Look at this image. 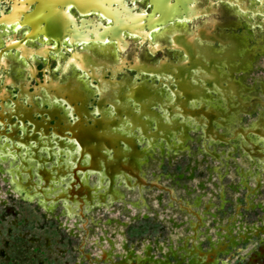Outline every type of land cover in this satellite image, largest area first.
Returning <instances> with one entry per match:
<instances>
[{"label":"flooded vegetation","instance_id":"flooded-vegetation-1","mask_svg":"<svg viewBox=\"0 0 264 264\" xmlns=\"http://www.w3.org/2000/svg\"><path fill=\"white\" fill-rule=\"evenodd\" d=\"M162 5L174 20L158 26ZM157 31L164 33L159 42L151 39ZM259 68L264 0H0V154L9 160L10 183L17 164L57 173L89 163L93 146L108 150L121 178H107L100 202L120 199L138 209L156 188L169 193L170 205L173 195L183 196L177 187L191 188L184 172L157 170L190 144L227 170L233 159L242 182L252 176L261 183L264 80L246 81ZM243 118L251 120L242 125ZM82 132L91 137L83 155L73 135ZM225 144L228 151L219 149ZM6 146L21 148L16 167ZM68 179L71 191L87 197V182ZM125 191L138 195L127 201Z\"/></svg>","mask_w":264,"mask_h":264},{"label":"rangeland","instance_id":"rangeland-1","mask_svg":"<svg viewBox=\"0 0 264 264\" xmlns=\"http://www.w3.org/2000/svg\"><path fill=\"white\" fill-rule=\"evenodd\" d=\"M253 79L257 80H264V69L259 68L254 71L248 76L247 82L252 83ZM257 117V116H256ZM255 116L251 117V119H254ZM249 120H246L245 118L242 119L241 124H247ZM246 120V121H245ZM191 145L190 152L179 156V159H177L175 162H172L170 165H167L166 163L162 164L160 168H158L157 172L159 173H172L176 174L178 172L181 173H190L193 177L187 178L186 183L188 186L192 189L198 188L199 182H204L205 184V190L212 191L213 189H216V193L218 192V185L215 184H224L225 188V194L228 201L224 203V207L222 211H218V217L221 218V221L224 223L228 216L232 215L233 209H235V202H239L241 204V219L247 224H254L261 222L262 219H264V209L261 207H246L247 205V197H253V200L255 202L262 201L264 205V171H260V182L261 185L255 189L256 192L252 194H249V188L247 185H250L252 187H256L257 181L255 177L247 176L245 180L247 181V185H244L243 176L240 174V169H237V166L233 165V159L230 160V165L228 167V172L225 173L223 178L220 180L217 173L211 170V167L214 165L221 164V161L215 158L211 154H203L202 152L199 153V150L196 145ZM219 149L223 148L225 151H228L230 149V146L228 144L225 145H219ZM240 152V151H239ZM238 152V153H239ZM6 153V152H4ZM226 156H228V153H225ZM241 154V152H240ZM2 154H0L1 156ZM11 155V154H10ZM239 155V154H238ZM236 157L240 158V155ZM4 158V156L2 155ZM12 157V156H11ZM229 157V156H228ZM233 157V155H232ZM9 158V157H8ZM231 158V157H230ZM4 163L0 167V248H3L5 251V256L7 255H13L14 261H12L13 264H38V262L44 258L49 257L51 253L54 251L52 249H55L54 243L51 242L54 241L55 238L59 237H68V231L66 229H60L58 227L59 222H65L67 219V222L76 221L74 218L77 213H70V211L67 210L68 206H64L65 213H63V206H56L55 209L50 208L52 204H48L47 202L42 200L38 196H33L28 198L29 201L21 199L19 196V189H17L14 185V182L10 180V175H8V167L9 160L6 161L3 160ZM6 162V163H5ZM235 162V161H234ZM14 167H16V162L13 163ZM222 165V164H221ZM244 169H250L252 168L253 171H257L256 165L250 166L249 162H245L242 164ZM6 167V169H5ZM19 169V167H18ZM226 169L225 166H222V170ZM20 170V169H19ZM260 170V169H259ZM258 170V171H259ZM211 174H213L211 176ZM21 177H24L22 172L20 171ZM3 176H6L7 179H3ZM18 179L17 173L13 172L12 178ZM23 182L25 178H21ZM170 179H165L164 177L160 181V183H169ZM236 187V189L234 188ZM12 190L13 194L8 193L9 190ZM25 190H27V187H24L22 192L24 194ZM161 189H150V191H145L144 195L148 198V203H152L155 207H157L160 214L164 216H170L171 214L174 216V218L180 223L179 227L172 226V223L169 221H163L158 219L155 216L148 217L147 220H150L152 223H160L158 226L150 225L151 229L148 232L150 240V243L152 242V245L156 244V242H163L164 244H167L168 240L172 237L173 230L177 233L180 240H183L182 238L185 235L191 234L193 231L189 228L188 224V215L181 213L179 209L178 203H174V207H170L168 205V200H170V195L168 192H160ZM177 192L181 193L183 196L187 197L186 188L184 187H177ZM125 199L129 201L130 199H136L138 193H131V192H125ZM18 195V196H17ZM156 195V196H155ZM159 197H158V196ZM249 195V196H248ZM154 196V198H153ZM215 199H218V196H215ZM43 205V207L47 210L54 211L50 212V214H43V210L38 205V201ZM218 204L221 205L222 201L221 199L217 201ZM103 204L105 203H99L94 204V209L91 211H87L84 209V212L86 214V219H88V226H92V230L87 236L88 239L87 244L84 247V251L91 250L95 252L97 250V245H95L93 248L91 247V244L93 243V239H96L100 236H105L112 239H122L124 237L127 241V245L129 247H132L134 244L135 246L139 247V240H137V236L134 237L132 234L137 233V231L140 229L141 223L144 222L143 216H139L138 219H130V214H133L134 212H140V213H146L147 209L146 207L142 206L141 209H137L134 207L131 203H123L120 199L113 200L109 207H105ZM165 205V206H163ZM55 206V205H54ZM49 207V208H48ZM73 206L72 208H74ZM85 207V206H84ZM217 210V209H216ZM75 212V211H74ZM77 212V211H76ZM70 213V214H69ZM94 218L95 221L98 222V224L92 223V218ZM152 215V214H151ZM155 215V213L153 214ZM190 218H195L194 215H189ZM223 218V219H222ZM115 219L117 223L114 222ZM78 220L82 222V220H85L84 216L79 214ZM112 220V221H111ZM211 220V219H210ZM209 220V223H207L204 226H201L200 228L202 230L209 229V233L212 236H216V223L218 222H212ZM111 221V222H110ZM121 222H124L125 225H121ZM81 224V223H80ZM116 227V228H115ZM121 228L122 231L117 230V228ZM243 227V226H242ZM56 229L58 231V234H53L54 230ZM116 229V230H115ZM11 230V231H9ZM118 231V233H116ZM122 232V233H120ZM81 234V233H80ZM79 234V235H80ZM77 235V234H75ZM50 239V245L45 247L43 246V242L46 238ZM207 236H205L206 238ZM261 237V236H260ZM143 238V237H142ZM257 238H259L258 235H254L250 241L244 242L240 241L236 246H232L231 253L235 254V258H239L241 254L247 253L250 251V249L256 248V243H258ZM44 240V241H43ZM6 241L9 243L8 246H5ZM80 241H82V236H75L73 239V242L75 244H78ZM143 241V240H142ZM149 243V244H150ZM105 244H109L107 240L105 241ZM209 244V241L203 242V246H207ZM134 246V247H135ZM209 246V245H208ZM136 248V247H135ZM134 248V249H135ZM39 249V250H38ZM44 249V250H43ZM51 249V250H49ZM142 249V248H141ZM140 249V250H141ZM121 248H116L114 251L118 252ZM123 250V249H122ZM40 251H43V255L40 253ZM72 254V253H69ZM140 255V254H137ZM161 257L162 254L160 250H157V257ZM226 253L220 254V259L226 258ZM121 257V256H120ZM5 258V257H3ZM51 258V257H50ZM117 259V258H116ZM233 259V260H234ZM4 261V259L2 260ZM233 264H245V262H237L233 261Z\"/></svg>","mask_w":264,"mask_h":264},{"label":"crops","instance_id":"crops-1","mask_svg":"<svg viewBox=\"0 0 264 264\" xmlns=\"http://www.w3.org/2000/svg\"><path fill=\"white\" fill-rule=\"evenodd\" d=\"M222 166H224V164H218L211 167V170L217 173L220 180L223 178L225 173L228 172L227 168L222 170ZM184 175L186 177L183 179L184 184L186 183L187 178L193 177L190 173H184ZM212 175L213 174H211V176ZM246 182L247 181L244 180V185H247ZM215 185H218L217 193L216 189H213L210 192L205 190V184L202 181L198 183V188H193L194 190L190 189L187 197L182 196L180 199H178V197L172 194L174 197L173 199H176L177 202L173 201L170 204V207H174V203L180 202L178 203L179 209L181 213L188 215L189 228L193 231L191 234L185 235L182 238L183 240H180V236L178 237L177 233L173 230L172 237L170 240H168L167 244L159 241L152 245V242H149L151 241L149 236L145 237V235L149 234L148 232L151 229L150 225H153L154 228L155 226L159 227L158 224L164 220L171 222L172 226L175 227H179L180 223L174 218L172 214L170 216L165 215L163 220V215L160 214L158 210H153L154 208H151L153 205L151 206V204L149 205V203L146 202L144 207H148L149 209L146 213L138 212V214L140 216L145 215L150 217L152 213H155V217L163 221L160 223H152L150 220L145 218L144 222L141 223L140 229L137 231V233L132 234L134 237H138L137 240H139V247L135 246L134 244H132V247H129L127 245L126 239L122 236V239L112 240L106 237V235H103L91 240L93 241L91 247L93 248L95 245L98 247L95 252L91 250L84 251L85 249L83 246L87 244V236L91 232L92 226L90 227L87 225L88 219L85 218V222L82 223L78 220V218L74 217L76 221L68 223L67 219L65 222H59L60 224H58V227L60 229L64 228L69 230L68 237L55 238L54 241L51 242V245L54 243V247H56L55 249H52L54 252L51 253L49 257L42 258L38 264H233L234 260L237 262H245V264H264V219H262L259 223H245L243 219H241V204L239 202H235L236 206L235 209H233L232 215L228 216L226 221L223 223L221 218L218 217V211L223 210L224 203L228 201V199L226 198L224 184L220 183ZM260 185L261 183L259 182H257L256 187L247 185L249 188V194L253 195V193L256 192L255 189H257ZM234 188L236 189V187ZM8 193L13 195L15 194L12 192V190H9ZM22 194L24 193L22 192ZM216 195L218 196L219 200L221 199V205L217 202L219 200L215 199ZM19 197L23 200L29 201L28 199L24 198L23 195H20ZM253 197L254 196L247 197L246 207H261L264 209L262 201L255 202ZM38 205L43 210V214H50V212L54 211L55 207L57 206L55 205L54 209L52 210H47L41 205L39 201ZM141 208L138 207V209ZM65 212L66 211L64 208L63 213L66 214ZM130 215L134 217L137 214L134 212ZM189 215H194L195 218H190ZM0 220L3 219L1 218ZM116 220L118 219L114 220L115 223H117ZM209 220L212 222H218L216 223L215 228L217 232L216 236H212L209 233V229L202 230L200 228L201 226L209 223ZM92 223L93 225L98 224L94 218H92ZM120 224L125 225L124 222L121 221ZM117 230L122 231V229L119 227ZM53 232V234H58L56 229ZM116 233H118V231H116ZM75 234L82 236V241H80L78 244L73 242L74 237H77ZM254 235L259 236V238H257L258 243H256V248L250 249V251L247 253L241 254L239 258L234 259L233 257L235 254L231 253L232 246H236L240 241H250ZM205 236L207 237L205 238ZM206 239L209 241V246L207 245L205 247L203 246V242H205ZM106 240L109 243L107 245L105 244ZM8 245L9 243L6 241L5 246ZM49 245L50 239L47 237L43 242V246H48L49 248ZM116 248H121V250L115 252L114 250ZM158 249L162 254L161 257H157ZM223 252L226 253L227 256L222 260L219 256ZM40 253L43 255V251H40ZM3 259L4 261H2ZM12 261H14L13 255L5 256L4 249L0 248V264H13Z\"/></svg>","mask_w":264,"mask_h":264},{"label":"water","instance_id":"water-1","mask_svg":"<svg viewBox=\"0 0 264 264\" xmlns=\"http://www.w3.org/2000/svg\"><path fill=\"white\" fill-rule=\"evenodd\" d=\"M158 11L160 12V19H158L156 23L158 26L167 25L170 21L174 20L172 18L170 19V17L168 16V13L170 11L168 10L167 6L165 5L160 6ZM172 25L175 26L176 23L173 22ZM163 37H164V33L162 31H157L154 34H152L151 39H154L156 42H159L160 39ZM173 47H176V46L173 45ZM178 88H181V86H178ZM188 95L190 94L188 93ZM242 125H245V124H242ZM73 135H75L77 137V141L81 143L80 149L78 148L76 150L77 152H81L82 154V152H84L83 149L85 147L90 148V142H91L90 138L91 137L89 136V134L82 132V133H76V134L74 133ZM6 148L10 152L14 161L18 157L21 158V155H22L20 152L21 148H18V150H20L19 152H13V150H11L9 146H6ZM89 150L91 152L90 154L92 155L91 156L92 160L89 161V163L78 164L77 167H73L71 169L69 168L67 169L66 168L67 165L62 166V169L58 171L57 173H52V171L50 170L48 171L46 168L43 171L40 167H37L34 165L30 166V168L26 170L27 169L26 167H22L23 163L17 164L18 161H15L20 171L22 172L23 176L25 177L24 184H25V187H27V190H25V193L29 195L35 194L41 200L47 202L48 204H52V205L68 206V207L80 206V210H82L83 212L86 207H82V206L94 205V204L107 202L108 200L107 197L106 199L102 197L104 201H101V202L99 201L97 197L99 194L100 195L102 194L101 190H104L109 185V181L107 178H109L111 184L120 182L121 178L119 180H116L117 175L120 173L118 171V165H116L112 161V159H109L108 150L101 149V148L99 149L97 147L96 149H94L93 146H91ZM114 151L115 153L117 152L116 149ZM28 166L29 164H27V167ZM33 167L34 169H36L35 172H33L32 170ZM72 176L75 179H77V181H79L80 184L82 185H85L86 184L85 182L88 183L89 192L87 194V197L83 196V193L81 191H77V192L71 191V189L67 187L70 184L71 185L74 184L70 182V179H68V178H71ZM24 177H21V178H24ZM124 177H127V175L125 174L123 178ZM127 185H128L127 187H130V186L133 187V185H129V184ZM92 191L96 193L94 194V192ZM93 209L94 207L93 208L87 207V209L85 210L91 211Z\"/></svg>","mask_w":264,"mask_h":264},{"label":"bare ground","instance_id":"bare-ground-1","mask_svg":"<svg viewBox=\"0 0 264 264\" xmlns=\"http://www.w3.org/2000/svg\"><path fill=\"white\" fill-rule=\"evenodd\" d=\"M4 158L2 157V155L0 156V160H3ZM12 174H13V172H15V173H17V175H18V177H19V179H17V180H15V178L13 177L12 179H13V181H14V183H16V185H17V187L18 188H21V189H23L24 187H25V184L24 183H22V179H21V175H20V170H14V171H10ZM25 178V177H24ZM30 197H33V196H37V195H35V194H33V195H29ZM41 202H42V200H41ZM44 203H46V202H44ZM107 206L108 205H110V203H108V202H104ZM88 208L89 207H93V205H86ZM54 207V205H51L50 206V208H53ZM76 207H79L80 208V206H76ZM83 207V206H82ZM109 207V206H108ZM49 208V207H48ZM67 210L68 211H70V213H75L74 212V208H72V207H67ZM69 213V214H70ZM193 258V257H192Z\"/></svg>","mask_w":264,"mask_h":264}]
</instances>
